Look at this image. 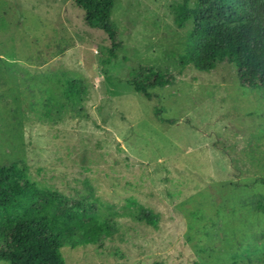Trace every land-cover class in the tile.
Listing matches in <instances>:
<instances>
[{
	"label": "rangeland",
	"instance_id": "374dc122",
	"mask_svg": "<svg viewBox=\"0 0 264 264\" xmlns=\"http://www.w3.org/2000/svg\"><path fill=\"white\" fill-rule=\"evenodd\" d=\"M179 1L114 0L121 47L104 64L105 33L71 0H0V166L22 163V186L95 219L66 264H264V87L234 65L180 66L192 23L174 28ZM139 65L173 84L135 93Z\"/></svg>",
	"mask_w": 264,
	"mask_h": 264
},
{
	"label": "trees",
	"instance_id": "16d2710c",
	"mask_svg": "<svg viewBox=\"0 0 264 264\" xmlns=\"http://www.w3.org/2000/svg\"><path fill=\"white\" fill-rule=\"evenodd\" d=\"M83 13L87 26L101 29L109 42V64L121 47L110 20L114 0H71ZM174 28L191 22L187 46L179 56L181 67L192 65L210 72L221 64L234 65L242 86L264 87V0H180L169 8ZM173 75L156 72L146 65L130 71L129 85L135 93L151 100L149 90L172 85ZM63 92L72 103L86 94L82 78L67 79ZM159 123L173 125L155 110ZM26 166L19 162L0 166V261L7 264H66L61 255L65 246L94 232L95 219L85 211L72 210L60 194L24 187ZM141 218L155 224L148 211ZM235 264V263H234Z\"/></svg>",
	"mask_w": 264,
	"mask_h": 264
}]
</instances>
